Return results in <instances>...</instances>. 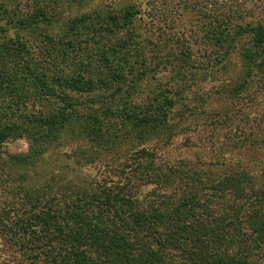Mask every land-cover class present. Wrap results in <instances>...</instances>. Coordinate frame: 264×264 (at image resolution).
<instances>
[{"label": "trees", "instance_id": "16d2710c", "mask_svg": "<svg viewBox=\"0 0 264 264\" xmlns=\"http://www.w3.org/2000/svg\"><path fill=\"white\" fill-rule=\"evenodd\" d=\"M141 1L145 5L142 13L135 4L121 13L143 14L140 26L149 30L148 36L139 39L136 26L126 29V40L112 44L118 50L110 46L104 55V75L108 77L90 80L81 73L80 64L72 74L53 78L33 59V32L57 19L56 12L46 13L43 7L62 0H28L27 10L15 13L0 0V84L7 79L10 85L18 72L26 70L31 85L25 89L27 97H55L63 106L49 112L27 109L36 119L34 125L43 142L63 137V128L77 124L98 143L117 148L138 146L134 154H157L148 149L149 140L158 146L162 139L167 140L166 131L173 135L172 114H182L175 106L188 103L195 86L192 82L201 71L222 73L231 54L239 57L238 81L228 87L231 97L264 76V0H181L183 10L198 15L200 36L173 32L166 15L150 6L151 0ZM89 15L98 21L92 20L95 30L112 31L109 20L114 14L92 11ZM69 21L71 28L76 27L72 18ZM157 32L160 34L153 40L149 35ZM53 38L44 37L48 43ZM162 69L167 71L165 80L157 77L163 76ZM127 74L134 76L119 81ZM7 84L0 86L4 95L8 94ZM28 104L31 107L33 102ZM6 121L0 120V144L11 131L4 124L14 123ZM114 122L124 126L118 132L122 140L109 133ZM113 136L116 142L110 139ZM17 159L27 164L33 157L28 154ZM137 162L134 158L130 164ZM172 166L138 171L141 178L159 186L146 204L134 188L137 178L124 170L110 184L95 182L92 188L83 186L71 192L55 188L57 202L40 198L36 188L25 187L29 203L32 199L43 203H25L23 208L13 205V200L7 203L4 212L18 218L10 220L6 230L11 229L20 239L31 233L47 241L52 238L59 253L56 264H251L252 253L264 247V186H255L243 170L230 171L209 183L200 170L185 167L177 173ZM126 179L131 185L123 187ZM167 250L175 254H164ZM172 255L178 257L174 262L169 260ZM258 264H264V258Z\"/></svg>", "mask_w": 264, "mask_h": 264}, {"label": "rangeland", "instance_id": "374dc122", "mask_svg": "<svg viewBox=\"0 0 264 264\" xmlns=\"http://www.w3.org/2000/svg\"><path fill=\"white\" fill-rule=\"evenodd\" d=\"M223 2L228 3L229 0ZM3 3L14 13L26 11L29 6L28 0H3ZM143 3L141 0H62L49 8L46 5L43 7L46 13L54 15L56 12L57 19L33 32L30 38L34 40L33 45H30L33 59L45 66L47 70L44 72L53 75V78L70 74L78 64L81 65V73L90 80L107 78L104 75V55L110 46L114 51L118 50L112 44L126 40V29L136 26L139 39L149 34V30L140 26L142 8L145 6ZM129 4H135L141 13L122 14ZM149 4L157 12L166 15L173 32L200 36L198 15L194 10H183V1L151 0ZM92 11L101 15L114 14V18L109 20L111 32L95 30L92 20L98 21L89 15ZM74 16L81 18L75 19ZM70 18L76 27H70ZM142 21L146 22V18L143 17ZM47 34L54 37L51 43L44 39ZM159 34L157 32L149 36L155 40ZM7 36H12V30ZM239 70V57L231 54L222 73L207 71L202 74L201 71L199 79L192 82L195 86L193 91L190 89L188 103L175 106L182 110V114H172L173 135L166 131L167 140L165 138L164 142L162 139L158 146L149 140L148 149L157 154H134L138 146L124 147L122 144V147L117 148L116 145L98 143L77 124L72 128H63V137L43 142L38 137L40 129L34 125L36 119L27 114V109L40 112L47 109L49 112L62 106L61 102L55 97H42L39 94L27 97L29 93L25 89L31 85L27 84L29 75L26 70L18 72L13 83L10 80V85L15 86L13 90L7 84V79L3 80L0 86L7 84L8 94L0 92V120L4 118L6 122L14 123L4 124V128L11 131L0 144V264H56L59 256L58 250L52 245V238L48 237L47 241L41 239L39 234L31 233L29 238L24 235L20 239L11 229L6 230L10 220L16 221L18 218L4 212L3 207L8 208L7 203L13 200V205L21 208L25 203H43L42 199H32L29 203L28 196L23 192L25 187L36 188L40 198L50 197L53 202H57L59 195L53 192L55 188L71 192L83 186L92 188L95 182L110 184L124 170L137 178L134 188L141 193L146 204L159 186L141 178L138 171L151 169L155 172L156 166L172 163L175 167L171 169L177 173L185 167L202 171L209 183L221 180L230 171L243 170L251 175L255 186H264V76L253 81L239 96H228V87L238 81ZM160 73L164 77H157L165 80L167 71L162 69ZM133 76L127 74L125 79L120 78L119 81H126ZM28 102H33V105L30 107ZM67 106L65 104V108ZM118 124L113 123L110 134L118 136V132L121 133L124 126ZM121 136L118 139L122 140ZM110 139L117 141L114 136ZM28 154L33 157L30 163L18 161V156ZM134 158L138 162L130 164ZM130 185L129 179L123 182V187ZM62 199L65 200V197ZM236 249L231 248L232 251ZM170 252L175 254L174 250L164 251V254L170 255ZM176 258L172 255L169 260L174 262ZM263 258L264 247H260L252 253L249 262L258 264Z\"/></svg>", "mask_w": 264, "mask_h": 264}]
</instances>
